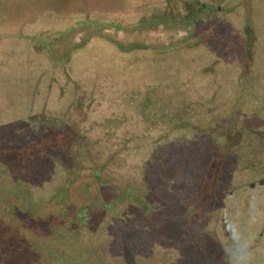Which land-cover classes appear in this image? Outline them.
Here are the masks:
<instances>
[{
    "label": "rangeland",
    "instance_id": "obj_1",
    "mask_svg": "<svg viewBox=\"0 0 264 264\" xmlns=\"http://www.w3.org/2000/svg\"><path fill=\"white\" fill-rule=\"evenodd\" d=\"M211 2L27 0L16 19L3 18L0 144H27L20 132L34 137L31 124L48 133L86 115L95 151L122 155L112 161L119 185L134 181V165L150 173L151 158L162 161L149 200L158 194L165 207L145 220L130 219L135 204L113 208L106 216L121 243L110 255L264 264V0Z\"/></svg>",
    "mask_w": 264,
    "mask_h": 264
},
{
    "label": "trees",
    "instance_id": "obj_2",
    "mask_svg": "<svg viewBox=\"0 0 264 264\" xmlns=\"http://www.w3.org/2000/svg\"><path fill=\"white\" fill-rule=\"evenodd\" d=\"M0 3L1 32L4 15L10 16V9H19L20 4L18 0H0ZM65 80L56 87L61 99L69 93ZM68 109L77 112L78 108L73 105ZM42 113L37 117L49 118ZM86 118L85 115L75 121L74 128L71 119L68 124L56 121L57 125L48 133H44L48 126L41 128L31 124L29 129L36 128L34 137L26 134L28 127L20 132L28 140L27 144L19 147L11 142L0 144V174L10 177L0 180V264H156V259L149 256L152 251L151 254L139 250L135 255L130 254L131 251L110 255L109 245L121 242L118 243L119 236L112 230L113 223L106 215L119 204L137 206L132 208L131 220H145L150 214L161 213L164 203L160 195L155 194L154 200L149 198L151 194L154 196L155 181L161 182L162 161L159 157L151 158L154 170L150 173L146 172L145 164L134 165V173L122 175L134 181L119 185L116 179L124 172L116 171L117 166L112 161L121 154L113 148L104 149L100 154L98 149L95 151L83 125ZM111 121L107 119V123ZM24 148L26 153L34 150L25 156ZM41 159L46 162L38 164ZM33 162L36 164L32 165ZM25 214L36 224L20 225ZM194 217L190 213L183 218L186 231ZM155 230L159 233L160 227ZM144 241L138 244L146 243ZM5 246L9 250L1 252Z\"/></svg>",
    "mask_w": 264,
    "mask_h": 264
},
{
    "label": "crops",
    "instance_id": "obj_3",
    "mask_svg": "<svg viewBox=\"0 0 264 264\" xmlns=\"http://www.w3.org/2000/svg\"><path fill=\"white\" fill-rule=\"evenodd\" d=\"M18 3L20 4V7L22 8L23 7V5H24V1L23 0H18ZM19 10V9H18ZM18 10L15 8V9H10V16H12L11 18H14V19H16L17 18V16H16V13L18 12ZM16 11V12H15ZM5 17H8V16H6V15H4V18ZM3 42V41H2ZM3 45V44H2ZM2 47H5V45H3ZM6 47H8V46H6ZM1 53H2V57H5L6 55L5 54H3V48H2V50H1ZM2 64V63H1ZM21 64V63H20ZM37 66V65H36ZM38 68H39V66H37ZM15 84H17V83H15ZM15 86V85H14ZM17 87V86H16ZM21 87V86H20ZM20 90V94H21V89H19ZM21 96H22V94H21ZM20 102H21V100H20ZM20 106V105H19ZM16 106H14V108H15ZM37 109V108H36ZM36 109H34V111L36 110ZM31 112H33V110L31 111ZM8 114V113H7ZM10 114V113H9Z\"/></svg>",
    "mask_w": 264,
    "mask_h": 264
},
{
    "label": "flooded vegetation",
    "instance_id": "obj_4",
    "mask_svg": "<svg viewBox=\"0 0 264 264\" xmlns=\"http://www.w3.org/2000/svg\"><path fill=\"white\" fill-rule=\"evenodd\" d=\"M211 1H212L211 3H213V2H217L218 0H211ZM202 5H203V7H205L207 5V3H202ZM211 8L213 9V7H211ZM221 8H222V6L219 4L218 9L220 10Z\"/></svg>",
    "mask_w": 264,
    "mask_h": 264
}]
</instances>
